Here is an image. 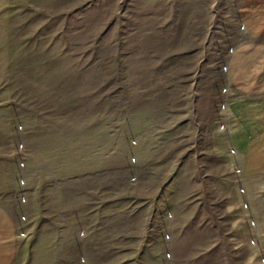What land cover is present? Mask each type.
I'll use <instances>...</instances> for the list:
<instances>
[{"label": "rangeland", "instance_id": "1", "mask_svg": "<svg viewBox=\"0 0 264 264\" xmlns=\"http://www.w3.org/2000/svg\"><path fill=\"white\" fill-rule=\"evenodd\" d=\"M241 1L0 0V201L23 206L20 145L26 172L40 145L47 188L71 151L80 177L104 147L110 235L141 234L110 264H264V176L244 177L229 140Z\"/></svg>", "mask_w": 264, "mask_h": 264}, {"label": "crops", "instance_id": "2", "mask_svg": "<svg viewBox=\"0 0 264 264\" xmlns=\"http://www.w3.org/2000/svg\"><path fill=\"white\" fill-rule=\"evenodd\" d=\"M239 8L248 42L230 67L229 140L244 177L255 179L264 176V0H242ZM77 146L76 139L71 141V148ZM31 147L27 189L22 191L27 204L15 210L0 201V264H15L19 259L27 264L30 260L32 264H110L114 245L141 244L140 233L134 234L133 241L129 231L124 236L110 235L111 228L121 227V216L116 215L121 212V192L116 201V194L109 191V164L104 163L108 150L102 147L92 164L86 159L85 175L80 177L77 152L71 151L68 181L55 177L47 188L49 177L41 180L40 145L31 142ZM126 208L123 211L134 214L140 205ZM16 211L25 215L24 223L17 220Z\"/></svg>", "mask_w": 264, "mask_h": 264}, {"label": "built area", "instance_id": "3", "mask_svg": "<svg viewBox=\"0 0 264 264\" xmlns=\"http://www.w3.org/2000/svg\"><path fill=\"white\" fill-rule=\"evenodd\" d=\"M19 149H20V156L22 157L21 167L23 169V173L21 177V188H25L27 186V183H26L27 172H26V161H25L27 147L26 145H20ZM15 198H17L22 205L27 204V199L24 197L22 191H16ZM23 219L25 220V217H23ZM22 236L25 237L26 234L23 233Z\"/></svg>", "mask_w": 264, "mask_h": 264}]
</instances>
